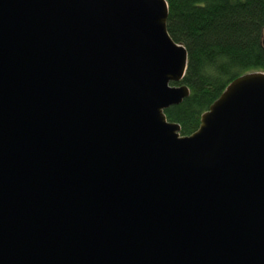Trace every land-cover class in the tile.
I'll return each instance as SVG.
<instances>
[{
  "label": "water",
  "instance_id": "water-1",
  "mask_svg": "<svg viewBox=\"0 0 264 264\" xmlns=\"http://www.w3.org/2000/svg\"><path fill=\"white\" fill-rule=\"evenodd\" d=\"M168 14L0 0V264H264V71L181 135Z\"/></svg>",
  "mask_w": 264,
  "mask_h": 264
},
{
  "label": "trees",
  "instance_id": "trees-1",
  "mask_svg": "<svg viewBox=\"0 0 264 264\" xmlns=\"http://www.w3.org/2000/svg\"><path fill=\"white\" fill-rule=\"evenodd\" d=\"M167 29L187 49L181 83L190 95L165 110L181 135L200 126L202 113L232 80L264 71V0H167Z\"/></svg>",
  "mask_w": 264,
  "mask_h": 264
}]
</instances>
